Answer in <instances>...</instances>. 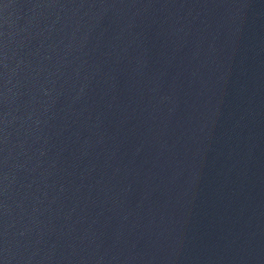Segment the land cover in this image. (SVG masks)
I'll return each mask as SVG.
<instances>
[{
    "label": "water",
    "instance_id": "95a60500",
    "mask_svg": "<svg viewBox=\"0 0 264 264\" xmlns=\"http://www.w3.org/2000/svg\"><path fill=\"white\" fill-rule=\"evenodd\" d=\"M0 264H264V0H0Z\"/></svg>",
    "mask_w": 264,
    "mask_h": 264
}]
</instances>
